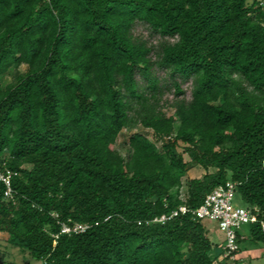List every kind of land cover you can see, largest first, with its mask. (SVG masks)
<instances>
[{
  "label": "trees",
  "instance_id": "trees-1",
  "mask_svg": "<svg viewBox=\"0 0 264 264\" xmlns=\"http://www.w3.org/2000/svg\"><path fill=\"white\" fill-rule=\"evenodd\" d=\"M129 124L152 135L123 157ZM185 155L205 174L183 201ZM4 162L0 232L29 264H228L191 214L147 224L228 182L264 245V0H0Z\"/></svg>",
  "mask_w": 264,
  "mask_h": 264
},
{
  "label": "built area",
  "instance_id": "built-area-1",
  "mask_svg": "<svg viewBox=\"0 0 264 264\" xmlns=\"http://www.w3.org/2000/svg\"><path fill=\"white\" fill-rule=\"evenodd\" d=\"M16 175L7 166L6 162L0 163V183L4 186V196L6 199H14L15 197L13 179ZM236 192V184L228 182L225 185L215 188L208 194L200 207L191 209L184 204L178 209L173 210L169 215L156 217L148 221L147 224H164L168 220L187 214H191L194 218L201 221L204 219L217 221L221 230L226 233V244L223 247L222 258L227 260L228 264H247L245 259L241 257L240 240H243V237H239L238 231L245 225L255 224L257 218L246 208H234L233 201ZM182 200L185 201L186 198L182 196ZM91 227L92 225L90 224L77 223L73 226L64 224L62 225L61 234L71 235L84 233ZM262 228L264 230V222L262 223Z\"/></svg>",
  "mask_w": 264,
  "mask_h": 264
},
{
  "label": "rangeland",
  "instance_id": "rangeland-1",
  "mask_svg": "<svg viewBox=\"0 0 264 264\" xmlns=\"http://www.w3.org/2000/svg\"><path fill=\"white\" fill-rule=\"evenodd\" d=\"M145 30L140 28V31ZM146 33V32H144ZM147 34V33H146ZM153 42L157 43V39H154ZM27 66L22 65L19 67H14L7 75L1 78V84L3 87L8 86L13 82L14 77L17 73H26ZM191 82L184 84L183 88L186 91L187 97H191ZM173 96H171L172 98ZM168 115L172 114V111L167 112ZM136 133L145 134L151 137L152 132L146 130L140 125L129 124L125 130L122 132L118 141L116 143V149L123 156L127 157L130 147L129 139ZM162 143H158V146L161 147ZM181 146H184L181 144ZM184 159L189 163V171L187 177L184 178V188L182 189V195L184 198L187 197L186 184L188 180L202 178L205 174L204 169L196 167L191 159L185 155ZM234 208L243 207L248 208L247 204L243 201L238 192L235 193ZM202 224L208 231V236L212 243L214 244L213 253L215 256H219V260L222 259L223 247L226 244V233L221 230L219 223L211 219L202 220ZM239 235L243 237V240L240 243L241 248V257L245 259L247 264H264V245H256L251 239L250 227L248 225L243 226L239 231ZM9 236L5 233L0 232V264H29L31 261L30 257L27 254H24L17 248H13L8 243ZM36 264V263H32Z\"/></svg>",
  "mask_w": 264,
  "mask_h": 264
}]
</instances>
